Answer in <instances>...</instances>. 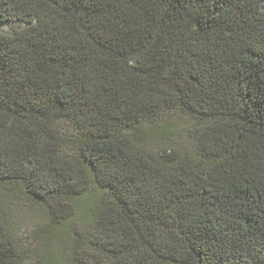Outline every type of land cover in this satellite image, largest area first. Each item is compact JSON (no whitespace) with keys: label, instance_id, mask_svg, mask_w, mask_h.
I'll use <instances>...</instances> for the list:
<instances>
[{"label":"trees","instance_id":"trees-1","mask_svg":"<svg viewBox=\"0 0 264 264\" xmlns=\"http://www.w3.org/2000/svg\"><path fill=\"white\" fill-rule=\"evenodd\" d=\"M172 110L195 156L144 147ZM0 264H264V0H0Z\"/></svg>","mask_w":264,"mask_h":264},{"label":"rangeland","instance_id":"rangeland-1","mask_svg":"<svg viewBox=\"0 0 264 264\" xmlns=\"http://www.w3.org/2000/svg\"><path fill=\"white\" fill-rule=\"evenodd\" d=\"M23 23L4 24L1 28L5 34H10L15 28L23 27ZM67 129L72 130L70 125ZM193 122L188 116L182 115L178 110L168 111L164 120L158 123V127L149 129L144 127V147L153 153H160L166 148L175 149L181 153L196 155V141L192 137ZM8 194L10 204V228L15 242L22 250L30 253L44 254L55 252L58 243L54 244L50 240L39 239L42 228L47 225V217L43 209L30 202L22 201L24 194L20 187L13 188V195L8 190H3Z\"/></svg>","mask_w":264,"mask_h":264}]
</instances>
